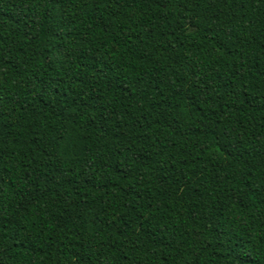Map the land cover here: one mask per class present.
<instances>
[{"label": "trees", "instance_id": "obj_1", "mask_svg": "<svg viewBox=\"0 0 264 264\" xmlns=\"http://www.w3.org/2000/svg\"><path fill=\"white\" fill-rule=\"evenodd\" d=\"M0 264H264V0H0Z\"/></svg>", "mask_w": 264, "mask_h": 264}]
</instances>
